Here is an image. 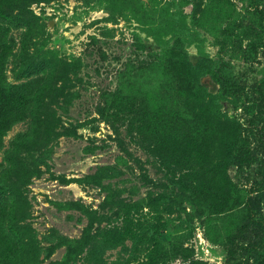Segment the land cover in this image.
I'll list each match as a JSON object with an SVG mask.
<instances>
[{
  "label": "rangeland",
  "instance_id": "374dc122",
  "mask_svg": "<svg viewBox=\"0 0 264 264\" xmlns=\"http://www.w3.org/2000/svg\"><path fill=\"white\" fill-rule=\"evenodd\" d=\"M250 1L0 0V264H264L225 244L249 203L264 219ZM240 124L260 150L245 174Z\"/></svg>",
  "mask_w": 264,
  "mask_h": 264
},
{
  "label": "trees",
  "instance_id": "16d2710c",
  "mask_svg": "<svg viewBox=\"0 0 264 264\" xmlns=\"http://www.w3.org/2000/svg\"><path fill=\"white\" fill-rule=\"evenodd\" d=\"M261 4V6H260ZM250 7L256 9L259 13H264V0L263 2H257L256 0L250 1ZM264 17V15H263ZM6 30L0 26V73L2 71L3 60L6 56ZM224 52L223 46H221V52ZM212 79L215 80L222 89L227 93H234V84L230 78L224 77L220 74L210 73ZM3 84V80L0 77V90ZM258 101L261 102V105L264 106V91H258ZM198 97V93L195 94ZM127 112L134 113L137 111L139 116L143 113V109H132V106L128 107ZM219 111L217 110V114ZM135 115V114H134ZM132 116V121L135 124H139L142 121V118ZM143 116V114H142ZM252 122V120H251ZM250 124L247 123L248 126ZM240 129L236 135V143L234 145V163L236 165L238 174H245L246 169L250 167L254 162L259 160L260 150L258 145L252 144V134L249 133L244 127L243 124H240ZM148 148V146H144ZM213 168H219L223 173H225L229 167V160L226 155H222L215 164ZM261 206H255V204L249 203L247 205V220L241 223L238 227L236 234H230L225 244L228 247L229 255L235 253L236 248L232 247L235 243L240 244L244 249H251L254 251H259L262 254V259L264 261V219L258 218V215L261 214ZM251 264V263H248Z\"/></svg>",
  "mask_w": 264,
  "mask_h": 264
}]
</instances>
